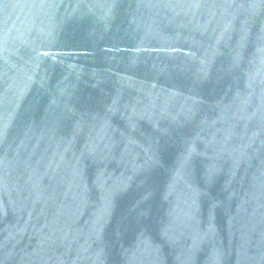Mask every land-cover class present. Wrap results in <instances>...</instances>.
<instances>
[{"label": "water", "instance_id": "water-1", "mask_svg": "<svg viewBox=\"0 0 264 264\" xmlns=\"http://www.w3.org/2000/svg\"><path fill=\"white\" fill-rule=\"evenodd\" d=\"M0 264H264V0H0Z\"/></svg>", "mask_w": 264, "mask_h": 264}]
</instances>
